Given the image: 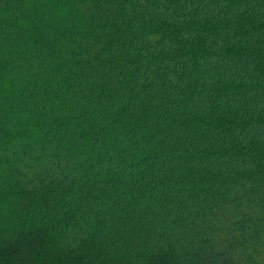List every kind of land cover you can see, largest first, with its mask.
Here are the masks:
<instances>
[{"label":"trees","instance_id":"1","mask_svg":"<svg viewBox=\"0 0 264 264\" xmlns=\"http://www.w3.org/2000/svg\"><path fill=\"white\" fill-rule=\"evenodd\" d=\"M0 264H264V0H0Z\"/></svg>","mask_w":264,"mask_h":264}]
</instances>
